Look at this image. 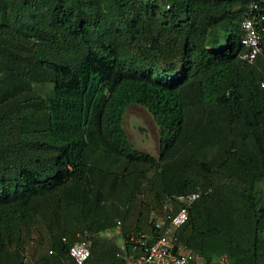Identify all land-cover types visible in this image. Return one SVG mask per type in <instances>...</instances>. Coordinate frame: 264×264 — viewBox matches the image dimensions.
<instances>
[{"label":"trees","instance_id":"1","mask_svg":"<svg viewBox=\"0 0 264 264\" xmlns=\"http://www.w3.org/2000/svg\"><path fill=\"white\" fill-rule=\"evenodd\" d=\"M251 3L264 11V0H0V264H28L34 237L49 246L34 264H76L66 253L84 239V264H125L121 252L138 257L158 237L167 199L197 191L181 252L264 264V39L253 63L239 57ZM131 105L152 116L157 156L125 133Z\"/></svg>","mask_w":264,"mask_h":264},{"label":"built area","instance_id":"2","mask_svg":"<svg viewBox=\"0 0 264 264\" xmlns=\"http://www.w3.org/2000/svg\"><path fill=\"white\" fill-rule=\"evenodd\" d=\"M242 38L244 48L240 59L253 63L262 52V39H264V11L251 3L249 10L241 21ZM260 89L264 90V80L260 82ZM201 192H191L173 196L164 204L165 215L156 217L154 225L159 231L156 240L143 247V252L138 257L127 256L121 252L119 256L125 264H202L200 258L193 253H182L178 244L177 230L188 220L189 207L200 198ZM262 237H264V213L261 216ZM120 225V222H117ZM90 242L82 240L69 246L67 255L76 264H84L90 257ZM223 262V261H222Z\"/></svg>","mask_w":264,"mask_h":264},{"label":"rangeland","instance_id":"3","mask_svg":"<svg viewBox=\"0 0 264 264\" xmlns=\"http://www.w3.org/2000/svg\"><path fill=\"white\" fill-rule=\"evenodd\" d=\"M223 34L224 31H219L217 36H215L220 43H223L225 40ZM213 39L214 37L208 38L207 43L212 45ZM123 128L136 150L157 156L159 142L158 129L152 116L147 111L136 105L129 106L124 114ZM110 234L114 235L117 241L121 242L119 229L114 230ZM25 249L28 264H34L36 260L45 254L49 246L46 240L42 241V239L34 237L33 240L30 239L27 241Z\"/></svg>","mask_w":264,"mask_h":264}]
</instances>
